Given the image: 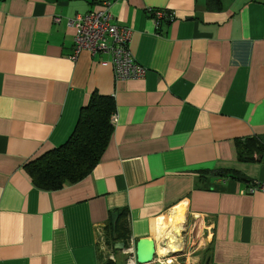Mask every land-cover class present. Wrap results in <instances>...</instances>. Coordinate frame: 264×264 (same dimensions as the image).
I'll return each instance as SVG.
<instances>
[{"label":"crops","instance_id":"0c3cea01","mask_svg":"<svg viewBox=\"0 0 264 264\" xmlns=\"http://www.w3.org/2000/svg\"><path fill=\"white\" fill-rule=\"evenodd\" d=\"M104 3L141 79L115 80L108 54L71 58L68 21ZM93 93L115 106L99 161L37 188L24 165L68 140ZM247 140L259 151L241 160ZM258 183L264 0H0V264H139L144 238L145 264H264Z\"/></svg>","mask_w":264,"mask_h":264},{"label":"trees","instance_id":"16d2710c","mask_svg":"<svg viewBox=\"0 0 264 264\" xmlns=\"http://www.w3.org/2000/svg\"><path fill=\"white\" fill-rule=\"evenodd\" d=\"M114 101L93 93L80 109L76 126L68 140L28 161L24 168L39 189L53 191L83 179L99 161L113 131ZM250 141L239 143V159L251 160L259 149ZM250 146V147H249Z\"/></svg>","mask_w":264,"mask_h":264},{"label":"built area","instance_id":"2783aa9c","mask_svg":"<svg viewBox=\"0 0 264 264\" xmlns=\"http://www.w3.org/2000/svg\"><path fill=\"white\" fill-rule=\"evenodd\" d=\"M151 13L156 20L172 17L165 11ZM68 24L74 30L72 59L82 51L91 55L108 54L115 80H137L145 75V69L135 62L128 50L129 29L114 22L109 3H104L99 11L76 15ZM257 190L264 192V183L250 187L247 192L253 193Z\"/></svg>","mask_w":264,"mask_h":264},{"label":"water","instance_id":"95a60500","mask_svg":"<svg viewBox=\"0 0 264 264\" xmlns=\"http://www.w3.org/2000/svg\"><path fill=\"white\" fill-rule=\"evenodd\" d=\"M119 248H123V244H118ZM155 253L154 242L149 238L140 239L136 244L135 258L139 264H145L153 260Z\"/></svg>","mask_w":264,"mask_h":264}]
</instances>
